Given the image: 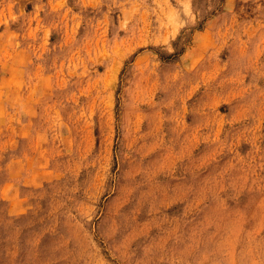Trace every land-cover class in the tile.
<instances>
[{"label":"rangeland","instance_id":"rangeland-1","mask_svg":"<svg viewBox=\"0 0 264 264\" xmlns=\"http://www.w3.org/2000/svg\"><path fill=\"white\" fill-rule=\"evenodd\" d=\"M0 264H264V0H0Z\"/></svg>","mask_w":264,"mask_h":264}]
</instances>
